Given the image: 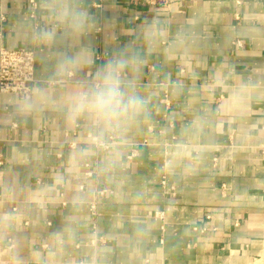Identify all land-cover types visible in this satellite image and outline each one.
I'll return each mask as SVG.
<instances>
[{"label": "crops", "instance_id": "obj_1", "mask_svg": "<svg viewBox=\"0 0 264 264\" xmlns=\"http://www.w3.org/2000/svg\"><path fill=\"white\" fill-rule=\"evenodd\" d=\"M94 1L37 0L32 17L0 0V48L36 57L33 106L0 93V264L263 259L264 0ZM60 4L85 15L79 32ZM121 56L145 106L97 147L69 95Z\"/></svg>", "mask_w": 264, "mask_h": 264}, {"label": "clouds", "instance_id": "obj_2", "mask_svg": "<svg viewBox=\"0 0 264 264\" xmlns=\"http://www.w3.org/2000/svg\"><path fill=\"white\" fill-rule=\"evenodd\" d=\"M54 13L73 32H79L84 27L85 15L69 5H58L54 8ZM36 38L41 42H52L55 39V31H41L37 33ZM73 63L71 58L66 57L62 66ZM127 63L122 56L114 58L101 68L98 73L99 83L69 95V118L75 120L87 116L95 130L94 140L97 145H103L109 134L118 132L145 106V101L140 96L128 91L131 82L121 78L122 69ZM38 95L43 97L44 93L40 91ZM23 103L28 108L33 106L29 98H25Z\"/></svg>", "mask_w": 264, "mask_h": 264}, {"label": "built area", "instance_id": "obj_3", "mask_svg": "<svg viewBox=\"0 0 264 264\" xmlns=\"http://www.w3.org/2000/svg\"><path fill=\"white\" fill-rule=\"evenodd\" d=\"M103 1L96 0L93 2V7L96 9H101L103 6ZM132 3L143 2L145 5L152 7H169L172 0H130ZM29 5L32 9V17L37 8V0H28ZM238 46H242L241 41L236 42ZM35 53L27 49H16L10 50L4 47L0 48V93H13L18 95L20 98H30L32 95V83L35 80ZM72 76L69 73V77ZM51 84H54L52 82ZM264 132V125H263ZM92 143L97 147L108 148V144L97 145L94 140L93 135H89ZM262 154L264 156V142L261 146ZM136 154L132 153L127 156V160L131 161ZM162 185H166V181L163 178ZM92 210L96 208L95 204L92 205ZM156 216L160 219H164L165 211L156 212ZM208 219H211L209 216ZM196 229V228H195ZM197 230V229H196ZM199 230V229H198ZM201 231H205L202 229Z\"/></svg>", "mask_w": 264, "mask_h": 264}, {"label": "rangeland", "instance_id": "obj_4", "mask_svg": "<svg viewBox=\"0 0 264 264\" xmlns=\"http://www.w3.org/2000/svg\"><path fill=\"white\" fill-rule=\"evenodd\" d=\"M254 264H264V260H262V261H259L258 263H257V262H255Z\"/></svg>", "mask_w": 264, "mask_h": 264}, {"label": "bare ground", "instance_id": "obj_5", "mask_svg": "<svg viewBox=\"0 0 264 264\" xmlns=\"http://www.w3.org/2000/svg\"><path fill=\"white\" fill-rule=\"evenodd\" d=\"M262 260H264V258H263V259H260L259 261H262ZM259 261H258V262H259ZM258 262H257V263H258Z\"/></svg>", "mask_w": 264, "mask_h": 264}]
</instances>
